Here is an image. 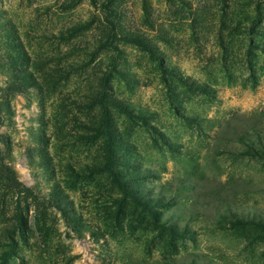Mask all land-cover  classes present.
I'll return each instance as SVG.
<instances>
[{"label": "rangeland", "instance_id": "rangeland-1", "mask_svg": "<svg viewBox=\"0 0 264 264\" xmlns=\"http://www.w3.org/2000/svg\"><path fill=\"white\" fill-rule=\"evenodd\" d=\"M0 264H264V0H0Z\"/></svg>", "mask_w": 264, "mask_h": 264}]
</instances>
